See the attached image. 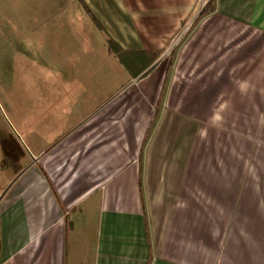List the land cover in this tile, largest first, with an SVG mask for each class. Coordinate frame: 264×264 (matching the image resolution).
Instances as JSON below:
<instances>
[{
	"label": "crops",
	"instance_id": "obj_1",
	"mask_svg": "<svg viewBox=\"0 0 264 264\" xmlns=\"http://www.w3.org/2000/svg\"><path fill=\"white\" fill-rule=\"evenodd\" d=\"M55 1V47L111 43L124 81L60 92L30 159L0 131V264H264V0Z\"/></svg>",
	"mask_w": 264,
	"mask_h": 264
},
{
	"label": "rangeland",
	"instance_id": "obj_2",
	"mask_svg": "<svg viewBox=\"0 0 264 264\" xmlns=\"http://www.w3.org/2000/svg\"><path fill=\"white\" fill-rule=\"evenodd\" d=\"M65 2L0 0V131L8 136L6 144H9L10 149L7 156L18 153L30 159L35 150L31 141L35 129L40 135L46 131L49 136H43V139L48 143L52 141L50 133H57L61 129L54 117L63 114H58L54 108L61 105L68 109L81 101L76 95L65 98L59 94L80 89L82 86L77 79L85 74L99 72V82L96 78L87 82L89 92L92 93L99 83L100 90L105 91V97L113 94L124 81L123 67L110 55L107 46L104 49L102 44L97 45L88 51L81 40L75 39L71 48L69 46L61 50L60 43L59 48L55 47L58 40L63 46L67 39L71 40L70 28L56 32L57 7ZM68 16H61L63 22L59 20L57 23L71 24ZM73 20H77V16ZM71 55L73 66L76 67L73 72L78 75L68 81L60 76L67 63L57 60H65L64 57ZM88 101L92 104L91 96ZM3 147L0 141V151Z\"/></svg>",
	"mask_w": 264,
	"mask_h": 264
},
{
	"label": "trees",
	"instance_id": "obj_3",
	"mask_svg": "<svg viewBox=\"0 0 264 264\" xmlns=\"http://www.w3.org/2000/svg\"><path fill=\"white\" fill-rule=\"evenodd\" d=\"M214 2L215 0H210L209 3L207 4L206 8H205V11L203 12L204 13H207L208 11L212 10L214 8ZM110 41V39H109ZM113 44L109 43V49L110 51H112L114 49V47H112ZM124 56H122V60L124 61Z\"/></svg>",
	"mask_w": 264,
	"mask_h": 264
}]
</instances>
